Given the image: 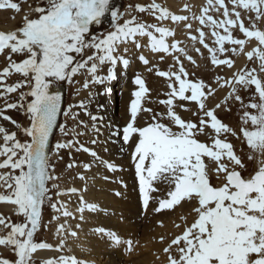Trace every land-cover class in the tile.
Returning <instances> with one entry per match:
<instances>
[{"label":"snow or ice","instance_id":"obj_1","mask_svg":"<svg viewBox=\"0 0 264 264\" xmlns=\"http://www.w3.org/2000/svg\"><path fill=\"white\" fill-rule=\"evenodd\" d=\"M231 4L232 10L229 11L225 0H207V6L195 17L201 25L212 30L215 47L205 41L203 28L197 30L198 37L192 35L190 39H198L207 49L213 65H226L231 69L235 61L230 57L218 58V53L222 56L229 51L233 55L239 52L246 55L249 61L257 59L259 72L264 73V30L256 25L257 21L264 18V0H231ZM3 8L16 12L21 10L19 4L11 0H0V9ZM213 8L216 11L223 9V19L217 20L208 14ZM137 9L139 12L150 11L157 21L171 19L176 23L188 19L171 13L155 0L147 8L137 6ZM239 9L255 13L254 18L251 15L248 17L251 27L245 25ZM33 11L38 14L37 18L25 15L18 30L8 33L0 31V54L8 50V65L0 70V98L25 86L30 87L27 93H20L18 102L4 105L5 111L19 108L29 115L30 126L25 127L23 132L30 139L22 142L15 132H9L0 125V138L3 140V144H0V157H4L0 162V169H11L10 172L0 173V186L7 193L0 194V203L17 206V214L25 219L24 223L13 224L7 217L0 215V225L10 228L7 235L0 237V246H12L17 257L14 262L0 259V264H31L33 253L53 247L46 242L34 241V235L42 226V206L46 199L51 200L48 182L59 179L50 174V168L54 170V166L50 165L48 148L49 138L61 110V95L50 94L51 84L58 81L72 83L73 77L82 71L91 77L90 82L93 84L103 85L115 80L116 66L122 64L127 68L130 64L129 59L121 54V46L131 42L137 49L141 48L138 37L148 38L153 53L185 52L179 47V41L171 45L167 43V37L175 35L170 28L141 23L135 17L119 23L121 13L111 7V0H47L46 5H43L42 0V6ZM109 13L113 30L99 35L91 34L92 26L101 25L105 15ZM185 27L191 29L192 25L185 24ZM237 28L244 38L234 37L232 30ZM218 29H222V33ZM253 40L257 42L256 46L245 52L246 43ZM226 44L238 47L228 49ZM86 49L93 51L85 57ZM123 51L127 53L128 49L125 47ZM196 52L199 53L200 49L197 48ZM13 55L24 58L17 62L12 59ZM139 59L144 65L149 64L145 56L141 55ZM160 59L163 60L164 57L161 56ZM176 59L178 72H157L160 77L174 81L168 84L171 89L168 98L160 101L167 106L166 117L170 123L159 122L164 114H153L152 123L144 127L136 126L138 111L152 112L151 109L141 107L148 89L144 80L137 76L135 84L139 86V90L134 93L135 99L130 105L131 121L123 129L125 142L138 136L132 159L135 162L143 206L147 209L150 199H153L150 193L159 190L154 187V182L158 181L166 182L172 188L167 192V198L159 200L156 212L172 209L182 201L196 202L192 210L196 216L194 222L185 227L182 234L172 239L164 249L169 254L168 264H264V79H261L255 67L241 69L232 78H216L220 87L232 86L224 104L234 98L245 108L255 110L244 111L242 124L245 127L240 131L248 148L258 153L262 159L259 167L245 176L243 173L247 170L246 165L237 155L233 144L226 138H221L230 132L233 136L236 135L216 115V110L222 104L217 103L214 108L206 106V101L215 90L202 80L188 79V73L179 57ZM187 59L195 63L191 56H187ZM106 64L110 65L107 75H98L101 67ZM12 73L20 74L24 80L13 85L7 84L6 78ZM88 84L89 81H86L84 87L87 88ZM235 85H240L245 91L254 86L259 102L244 105ZM109 92L111 88H106L100 94ZM29 96L32 99L25 107L23 102ZM177 100L197 105V111L193 112L198 117L197 121L185 120L175 111ZM179 106L184 108V105ZM80 107H84L83 102ZM0 116L16 124V121L2 112ZM91 119L95 122L98 117L91 116ZM249 124L250 127H247ZM61 131H64L63 127ZM201 135L208 136L211 144L201 142L198 139ZM72 146V142L57 143L55 149L58 152ZM83 151L89 150L83 148ZM91 155L95 156L96 153L92 152ZM205 158H208L209 163L205 162ZM248 159L252 160L254 157L249 156ZM212 163L215 164L214 168L211 167ZM89 167L90 165H85L86 169ZM108 167L113 169L111 164ZM210 171L216 174L218 180L222 179L219 186L210 183ZM53 187L58 186L54 184ZM71 191L75 193L78 190L73 188ZM57 195L63 193L57 192ZM80 203L77 211L81 213L80 219L83 221L84 211H95L96 206L84 201L83 196L80 197ZM51 206L58 212L62 210L64 217H73V213L65 205L61 204L59 208L56 204ZM76 227L79 228L80 225L77 224ZM97 231L106 232L103 228ZM106 234L114 244L121 243L115 233ZM57 235L60 237L57 251L63 250L67 245L68 236L78 238L76 231L66 230L63 224L57 228ZM125 243L131 251L133 241L127 240ZM172 246H176L178 257L171 255ZM45 264H80V261L74 256H60L58 260L45 261Z\"/></svg>","mask_w":264,"mask_h":264},{"label":"rangeland","instance_id":"obj_2","mask_svg":"<svg viewBox=\"0 0 264 264\" xmlns=\"http://www.w3.org/2000/svg\"><path fill=\"white\" fill-rule=\"evenodd\" d=\"M11 2L18 3L21 10L19 12H16L15 10L10 8L0 9V31H3L5 33L18 30L23 24V18L25 15H28L29 18H37L38 14L34 12L33 9L42 6V0H11ZM155 2L159 3L162 7L169 9L171 13L186 16L188 19L186 21L176 23L172 22L171 19L165 21H157L154 19L150 11L139 12L137 9V6L147 8L149 4L153 3V0H124V5L122 8V12L124 13L122 18L118 22L122 24L124 20H129L135 17L136 20L141 23L157 24L158 26L170 28L175 33V35L167 37V43L171 45L172 43L179 41V47L183 48L185 52H171L170 54L153 53L150 50L149 41L147 37L137 38L139 43L142 45V47L139 49H137L135 45L131 42L121 46V54L125 55V57L129 59V61V56L132 53L141 52V50L149 52V57L147 58L149 60V64L144 65L142 63L143 66H145L143 70L140 68L139 64H136V71L133 73V78H128L127 82L132 81V85H134L131 88L132 91H129L130 97H128V94H126V98L122 97V100H125L123 109H126L129 113V119L128 121H126L127 124L131 121L130 105L131 102L135 99L134 93L139 90V86L135 84V78L137 76L144 80L145 86L148 89V92L142 99L141 107L151 109L152 112L149 113L145 111H138V115L136 118V126L144 127L152 123L153 114H164V117L162 119H159V122L165 124L170 123V121L166 117L167 106L161 104L160 101L166 100L168 98V94L171 91V89H169L168 87V84L174 81H169L164 77H160L159 75H157V72H178L179 65L177 64L176 58L179 57V61L183 64L185 70L188 73V79L193 81L202 80L206 85H210L212 89L215 90L213 95H211L206 101V106L208 108H214L217 103L222 104V107L216 110V115L224 124L228 125V127L232 129L236 133V135L233 136L230 132L222 135L221 138H226L228 142L233 144L237 155L240 156L243 162L245 163L247 170L243 174L247 176L249 175V173H253L254 170L259 167L260 160L262 159V157H260L258 153H254L251 149L248 148L240 129L242 127H245V125L242 124V116L244 111L255 112V110L245 108L240 102H237L234 98L229 99L227 104H224L223 101L232 91V86L226 85L224 87H220L219 84H217L216 82V78H232L233 75L239 72L241 69H251L255 67L257 68L258 75L261 77V79H264V73L259 72V61L255 58L249 61L246 55H244L243 53L238 52L237 54L233 55L231 51H229L223 54L222 56L218 53V58L230 57L235 61L233 68L229 69L226 65H213L211 63V57L207 49H205L198 42V39L197 41H192L190 39V36L192 35L198 37L197 30L203 28V31L205 33V41L210 46L215 47V45L213 44L214 38L211 36L212 30L207 26L201 25L198 19L195 18L198 17L201 14L202 9L207 6V0H155ZM46 3L47 0H43V5H46ZM225 4L228 6L229 11H231V0H225ZM185 5H187V9H185ZM239 10L242 13L245 25L251 27V22L249 21L248 17L249 15H251L254 18L255 13H248L242 9ZM222 12L223 9H220V11H216L213 8L210 9L208 14L212 15L215 19L219 20L223 19ZM185 24H191V29L186 28ZM256 25L261 30H264V18H262L260 21H257ZM111 30H113L112 27H107L105 24H102L99 26H92L91 34L99 35L100 33H106ZM217 31L222 33V29H218ZM232 33L236 38H244L243 35L239 32L238 28L233 29ZM156 35L159 36L158 33H156ZM256 44L257 42H255L254 40L251 43H246L245 52L252 50V48L255 47ZM125 47L128 49L127 53H124L123 51ZM225 47L231 49L232 47L238 46L226 44ZM197 48L200 49L199 53L196 52ZM92 51V49H86L84 52V56L86 57L87 55H91ZM7 55L8 50H6L4 54H0V70H2L8 65V61L6 59ZM161 56L164 57L163 60L160 59ZM187 56H191L195 63L190 62L187 59ZM23 58L24 57L19 55L12 56V59L17 62H19ZM109 67L110 65L107 64L102 66L98 72V75H107ZM119 68L126 69L123 67L122 64H118L116 66L115 71H119ZM23 80L24 77H22L20 74L12 73L6 78V83L9 85H13ZM86 81H89L87 88L84 87ZM90 81L91 77L86 72L82 71L81 73L73 77L72 83H69L67 81L54 82V84H56L57 86H67L68 93L66 98L65 113L67 112L68 115L64 114V117L60 124V128L58 129L57 134L54 138L49 158L50 165L54 166V170L50 168V174L59 177V179L51 180L48 182V187L50 189L49 195L51 196V200L46 199L42 206V226L34 235L35 242H46L53 246L51 249H54L56 248L55 246H57V240L59 239H57L58 235L56 229L59 227V225H61V221L65 218L64 216H62V214H60L62 210L61 212H58L54 210L51 205L56 204L59 208L61 204H66V200H68L69 203H71L70 200L72 199L78 202L79 199L76 198V192L73 193L71 189H76L77 182H80L82 186L84 179V174L82 173L89 172L91 168V161L94 158L91 153H96V149L98 150V148L105 147L102 142L103 135L100 130L99 124L97 121L93 122L91 116L97 117L96 112L93 109L97 105L98 97H103L108 94L106 93L101 95L100 93H104L105 89L110 88L111 85H113L111 89H114L115 85H117L118 83V77L116 76L115 80L107 82L103 85L93 84ZM221 83H223V81H221ZM235 88L237 94L241 96L244 105H247L250 102H259L258 94L255 93L254 86H250L247 91H245L240 85H235ZM28 91H30V87L25 86L21 89H18L15 93H11L6 97L0 98V112H2L3 115H7L11 117L12 120L16 121V124H13L10 121L4 120L2 116H0V125L5 127L9 132H15L17 134V138L22 142L30 139L23 132V129L25 127L30 126L29 115L26 114L24 109L19 108L8 109L5 111L4 105L6 103L18 102L20 93H27ZM31 99L32 98L29 96L23 102L25 104V107L27 102H30ZM81 102L84 103L83 108L80 107ZM120 102L121 100L119 99L117 100L116 104L119 106ZM175 103L177 105L175 107V111L182 118H184L185 120L197 121L198 117L193 115V112L197 111V105L194 102L177 100ZM179 105H184V108H181ZM119 108H121V106ZM119 113L120 112H118V114ZM61 127L64 128V131H61ZM247 127H250V124L247 125ZM209 131L211 130L209 129ZM198 139L201 142L211 144V140L206 135L198 136ZM68 142H72L73 146L69 148L60 149L58 152L56 151L55 145L57 143ZM137 142L138 136H133L131 139L132 151L130 153L129 151L125 150L123 152L124 155L125 153L126 155L129 153L130 156H132L135 144ZM0 144H3L2 138H0ZM83 148H87L89 151L85 152L83 151ZM249 156H253L254 159L249 160ZM3 159L4 157H0V162H2ZM205 162L209 163L208 158H205ZM109 164L113 166V169H109V167L107 166ZM114 164L115 162L112 159H109L107 161H104L102 165H104L106 173L108 174L107 183L111 182V184L116 185L115 178H117V176H114V178L113 175L116 172H121L123 166H118ZM69 165H72V167H69ZM85 165H90V167L86 169ZM116 167L121 169H116ZM211 167L214 168L215 164L212 163ZM10 171L11 169H0V173ZM16 174H18V172ZM81 177H83V179H81ZM209 180L213 186H219L223 182L222 179L218 180L216 174L211 171L209 172ZM117 183H120L119 180ZM161 183L163 184L165 182H154L156 187H158V185H160ZM54 184L58 187H53ZM164 187H167L168 192L169 190H171L172 185L165 183ZM121 191L124 192L123 189ZM57 192L63 193L64 196L57 195ZM158 192L160 193V191ZM167 192H165L163 195H158L159 193L157 194L155 192H151L150 196L153 197V199H150L149 205L147 209H145L143 206L142 195L140 193L139 188L138 190L134 189L128 191V195L130 193L134 195H132V206L134 207V210L137 209L136 212H142L143 214L145 213L144 215L146 216H153L155 222L148 227L146 235L139 234L137 238L136 236H133V238L131 237L133 241L131 251L128 250V246L125 243L129 239L125 237V234L122 231L118 232L122 248L124 249L127 247V254L125 253V249L123 250V253L126 254L127 258L130 257V259H140L143 261L142 264H168L169 254L165 253L164 249L170 245L172 239H174L177 235L182 234L185 227L190 226L194 222L196 216L192 210L196 206L195 201H182L180 204L174 206V208L162 210L160 211V213L154 211L158 207L159 200L167 198ZM116 193H119L120 195L114 196H116L118 200H123L124 195H122L120 190H117L115 194ZM0 194H7L5 188L2 186H0ZM125 197L124 200L127 202V198L125 199ZM8 205L13 207L15 206L9 203H1L0 215L7 217L8 221L13 224L24 223L25 219L22 215L17 214L18 210L15 211L9 209ZM15 207L17 209V206ZM119 209L122 210L121 207ZM150 210L153 213H151ZM154 213H157V215L155 216ZM121 222H127L125 223L126 225L124 226V228L129 227V223L128 221H126V219L121 217ZM177 225H179V227H177ZM9 231L10 228H5L3 225H0V237L7 235ZM161 238H163V240ZM175 247L176 246H172L171 255L178 257V253L176 252ZM66 250V248L63 249V251ZM0 259H7L9 261L14 262L17 259L14 253V248L12 246H0ZM31 264H45V261L35 258L32 259Z\"/></svg>","mask_w":264,"mask_h":264},{"label":"bare ground","instance_id":"obj_3","mask_svg":"<svg viewBox=\"0 0 264 264\" xmlns=\"http://www.w3.org/2000/svg\"><path fill=\"white\" fill-rule=\"evenodd\" d=\"M120 3H122V0H111V6L116 7L120 5ZM103 21H105L107 24H112L104 19ZM141 55L148 58L149 52L141 50V52L132 53L129 56V66L126 69L119 68V71L116 72L118 83L117 85H115V88L111 89V92H109L106 96H99L97 99V105L93 109L98 117L97 122L103 135L102 142L105 147L98 148V150L96 149V155L91 161V168L89 172L82 173L84 174L82 186L80 182H77L76 189L78 191L76 192V198L79 199L78 202H76L74 199L70 200L71 203H69L68 200L65 201V205L67 206L68 211L73 213L74 218L65 217L61 221V224L65 225L66 230L76 231L78 233V238H73L71 236L67 237L68 243L64 247L67 249L66 251L56 250L59 241L57 240V246H55L56 248L37 250V252L33 253L32 259L38 258L42 261H47L49 259L58 260L60 256H74L78 261H80V264H142L143 261L140 259H135L133 257H131L133 259H130V257L127 258V247L124 248L126 253L124 254L122 244H114L111 238L106 234V232H113L119 237L118 232L122 231L125 234V237L130 240L131 237L133 238V236H136L137 238L139 234L146 235L148 227L155 222L153 216H146L144 215L145 213L143 214L142 212H136L137 209L134 210V207L132 206L134 195L132 193L128 195L127 193L128 191L134 189L138 190V188L140 190V187L135 171V164L132 161L133 159L131 160L132 156H130L129 153L127 155L125 153V156L123 153L125 150L131 153L132 148L131 140L129 142H125L123 139L122 132L125 125L127 124L126 121H128L129 119V113L126 109H123L125 100H122V97L126 98V94H128V97H130L129 91H132L131 88L134 85H132V81H127L128 78H133V73L136 71V64H139L142 70L145 68V66H143L142 62L139 59V56ZM112 86L113 85H111V87ZM119 99L121 100V102L118 106L116 102ZM120 106L121 108H119ZM118 112L120 113L118 114ZM109 159H112L116 165L123 166V169L116 167V169H121L122 171L116 172L113 175V177L117 176V178L114 177L116 185L111 184V182L107 183L108 174L106 173L104 165H102L104 161H107ZM118 180L120 183H117ZM165 183H161L160 185H158V187H156L154 184V187H156L157 189H159L158 191H160V193L158 191H156L155 193H159L158 195H163L165 192H167L168 186L164 187ZM84 189L87 190L84 191ZM122 189L124 192L121 191ZM117 190H120L122 195H124L123 200L124 197L127 196L125 197V199L127 198V202L121 199L123 201L122 202L121 200H118L116 196H114L117 195V193L115 194ZM81 196H83L84 201H86L88 204L96 206L95 211H84L83 221H81L80 219L81 213L77 211V209L81 206ZM120 207L122 210L119 209ZM8 208L15 211L18 210L15 206L13 207L8 205ZM152 211L151 213H153ZM156 215L157 213L155 214V216ZM121 217L128 221V228H124V226L126 225L125 223L127 222L122 223ZM77 224L80 225L79 228L76 227ZM100 228L105 229L106 232L100 233L99 231H97ZM57 239H60V237L58 236Z\"/></svg>","mask_w":264,"mask_h":264},{"label":"water","instance_id":"obj_4","mask_svg":"<svg viewBox=\"0 0 264 264\" xmlns=\"http://www.w3.org/2000/svg\"><path fill=\"white\" fill-rule=\"evenodd\" d=\"M123 5H124V0H122V3H120V5H118L116 7L115 6H111L113 9H116V10H118L121 13V18H122V14L124 13V12H122ZM103 19L106 20L109 23H112V19H111L110 13L106 14ZM103 23L107 27H111L112 26V24H107L105 21H103ZM93 26H96V25H93ZM49 92H50V94L59 93L61 95V110H60V113L57 116L56 127L53 129L52 135L49 138L48 155H49V158H50V153H51L53 141H54V138H55V136L57 134L58 129L60 128V124H61L62 119L64 117V112L66 110V98H67L68 89H67L66 85H60V86L58 85V86H56L54 83H52L50 88H49Z\"/></svg>","mask_w":264,"mask_h":264}]
</instances>
